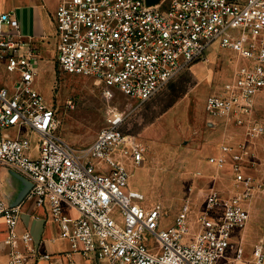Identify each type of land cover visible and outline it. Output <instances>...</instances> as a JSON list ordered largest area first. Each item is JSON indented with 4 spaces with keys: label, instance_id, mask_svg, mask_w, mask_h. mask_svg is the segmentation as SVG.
I'll use <instances>...</instances> for the list:
<instances>
[{
    "label": "built area",
    "instance_id": "2783aa9c",
    "mask_svg": "<svg viewBox=\"0 0 264 264\" xmlns=\"http://www.w3.org/2000/svg\"><path fill=\"white\" fill-rule=\"evenodd\" d=\"M53 23L59 67L94 77L106 97L118 88L145 102L192 64L208 61L215 42L233 52L232 76L205 101L211 123L224 127L207 161L217 171L230 166L231 184L215 182L202 204L187 200L162 226L164 206L131 187L144 148L124 131L126 112L112 108L85 146L61 136L56 109L35 86L41 49L0 0V164L31 183L19 202L0 196L6 264L49 257L29 230H17L27 201L49 206L73 249L115 264H264L262 243L246 260L244 240L235 238L250 220L252 200L264 195V122L254 117L264 93V0H58Z\"/></svg>",
    "mask_w": 264,
    "mask_h": 264
},
{
    "label": "rangeland",
    "instance_id": "374dc122",
    "mask_svg": "<svg viewBox=\"0 0 264 264\" xmlns=\"http://www.w3.org/2000/svg\"><path fill=\"white\" fill-rule=\"evenodd\" d=\"M48 36V42L39 47L42 58L35 86L56 109L57 131L70 143L85 146L107 124L112 108L126 112L123 129L136 136L144 148V158L133 170L131 187L144 192L148 203L164 206L162 226L173 221L187 200L202 204L215 182L230 188L231 168L217 171L207 161L219 147L224 127L211 123L205 101L232 76L236 66L233 52L215 42L206 50L208 61L192 64L152 98L141 102L118 88L106 97L104 85L94 77L62 70L56 62L54 29ZM261 96L254 117L264 122V93ZM250 210L247 226L235 233L237 240H244L246 260L252 257L257 243L264 246L263 194L252 200Z\"/></svg>",
    "mask_w": 264,
    "mask_h": 264
},
{
    "label": "crops",
    "instance_id": "0c3cea01",
    "mask_svg": "<svg viewBox=\"0 0 264 264\" xmlns=\"http://www.w3.org/2000/svg\"><path fill=\"white\" fill-rule=\"evenodd\" d=\"M57 2L58 0H2V9L14 12L20 22L22 34L33 36L36 45L41 48L45 43V37L53 32V13ZM261 95L258 96L257 102H260ZM223 130L224 128H221V139L224 136ZM218 150L219 147L215 151ZM28 187L29 180L21 171L13 166L0 164V196L5 201L9 203L21 201ZM66 209L71 214H77L74 208ZM5 227L4 223H0V264H6L10 249L3 241L7 235ZM17 230L19 232L29 230L40 254H49V257H31L30 262L33 264H115L109 259L98 258L93 252L73 249L71 242L60 236L59 225L50 217L47 204L25 202Z\"/></svg>",
    "mask_w": 264,
    "mask_h": 264
},
{
    "label": "water",
    "instance_id": "95a60500",
    "mask_svg": "<svg viewBox=\"0 0 264 264\" xmlns=\"http://www.w3.org/2000/svg\"><path fill=\"white\" fill-rule=\"evenodd\" d=\"M158 1H159V0H147V3L151 5V4H155V3H157ZM30 186H31V183H30V181H29V187H28V190H29ZM28 190L25 192L23 198H24L25 195L27 194Z\"/></svg>",
    "mask_w": 264,
    "mask_h": 264
}]
</instances>
